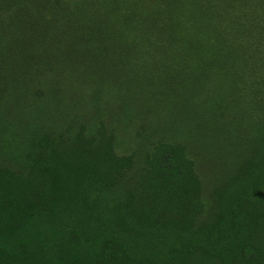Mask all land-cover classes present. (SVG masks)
<instances>
[{
  "label": "trees",
  "instance_id": "16d2710c",
  "mask_svg": "<svg viewBox=\"0 0 264 264\" xmlns=\"http://www.w3.org/2000/svg\"><path fill=\"white\" fill-rule=\"evenodd\" d=\"M75 72L84 79L76 89ZM56 75L69 86L61 95L44 89ZM133 81L161 93L156 130L164 137L150 144L139 172L112 137L89 144L85 123L96 126L93 113L103 109L69 97L79 91L99 103ZM173 98L190 108L174 115ZM249 99H264V0H0V144L9 138L42 167L21 193L0 172V216L13 227L6 240L0 230V264H264L255 213L264 202V149L237 165L233 179H248L221 197L215 233L188 223L201 187L188 152L198 141L185 144L183 132L204 129L200 104L206 118L228 116L253 112ZM178 117L173 132L160 126ZM238 123L233 116L204 127L230 134ZM60 132L74 135L72 151L56 149ZM129 173L148 181L145 204L127 189Z\"/></svg>",
  "mask_w": 264,
  "mask_h": 264
},
{
  "label": "rangeland",
  "instance_id": "374dc122",
  "mask_svg": "<svg viewBox=\"0 0 264 264\" xmlns=\"http://www.w3.org/2000/svg\"><path fill=\"white\" fill-rule=\"evenodd\" d=\"M23 69H25V67L22 65L15 66V70L17 71H22ZM19 73L22 74L23 72ZM46 73L48 72H45L44 74ZM60 73L63 74V72ZM223 73L224 72H220L221 75ZM230 73L231 74H228L232 76V74H242L243 72ZM79 74V72H75L73 75H69V77L72 79V86L74 82L78 83L84 80L81 78V76H79ZM216 74L217 73L215 72H211L204 77L210 82L217 76ZM43 78L45 81H48L45 77ZM48 82H50L49 86L44 85V89L46 91L52 92L53 94L61 95V93L65 92L66 87H69L66 84L64 85L59 83V77L57 75L54 81ZM155 85L156 84L146 85L141 81H133L132 84L126 85V87L130 88L131 90L122 89L119 92L113 91L109 97H106L99 103L94 102L96 99H94L93 96L91 98H81L79 97L81 95L79 91H77V93L69 91V95L74 94L75 96L69 97L77 98L75 100L80 102L83 101L82 103H85L86 105L88 104L96 109H99V106L103 109L101 114H99V111L93 113V122L91 123H95L96 126L88 124L90 121L85 123L87 126L83 131V135L89 144L96 145L102 140L101 145H105L112 137V139H114L113 149L117 154L135 155L133 167L136 172H139V169L141 168L146 157L147 151L149 150L148 148L150 144L156 143L157 141L164 138L161 136V133L156 130L158 129L159 124L156 107L158 104L157 98L161 96V93L156 92L158 89L154 88L156 87ZM124 92H128L126 98L123 97ZM183 92L184 91L182 90V97H184ZM193 93L197 96L196 100L204 97V92ZM190 94L188 97H191ZM182 102V100L180 102V100L174 98L167 101V104L170 105V107L174 105V108L172 106L174 109V115H178L179 110H182L183 106H186V109L190 108V104L186 102L183 104ZM201 105L202 104L199 105L200 110L203 109V106L201 107ZM204 106L206 107V105ZM219 106L222 107V105ZM219 106L216 105V107ZM244 106L251 107L254 109V111L243 112L241 114L230 110L229 113L224 112L225 114H228V116H225L222 114V112H218L214 115L207 114L206 118L205 116H202L201 111L198 110L199 114L196 117L198 119L197 126H200L204 129L198 133H194L189 129H186L183 132L184 138L182 141L185 144V141L189 143L190 141H192V143L193 141H198V143L194 145V147L189 148L188 151L190 158L195 162L196 176L199 178L201 187V207L196 209V211L192 213V219L188 220L189 228L193 231L199 230L201 228L204 229L206 225L207 229L209 227L210 231L214 233L217 231L216 227L220 218L218 217L216 207L219 202H221V197L233 189L242 186L247 182L248 179L245 176H241L238 179L237 177L233 179V173H235L237 168H239L237 165L243 163L244 161H248L251 156H257L258 158L262 157L260 152L264 149V99H258L254 101L249 99L246 103H244ZM166 107L170 108L168 106ZM222 110H224L223 107ZM165 111L166 109L162 105L159 112L164 115ZM210 116L215 117L213 119ZM233 116L235 118L237 117L239 123L237 128L230 129V134L226 132L223 126L216 129L218 126L216 124L212 125L215 126V128L204 127L211 122L222 123V121H225ZM255 117H259V119L253 121ZM180 120L181 119H179V117L170 118L169 121H165L160 126H162L167 132H173V125H175L177 122H180ZM258 124L262 125L261 129H259ZM184 126L185 124L179 126L178 130ZM191 135H194L196 138H192ZM212 136L215 137L214 139L212 138L210 140L209 137ZM56 139L60 141V146L56 147L57 150H60L59 152H63L64 150H73L74 135L70 136L69 134H64L61 138L60 132ZM2 140L5 141L7 145L4 147L0 144V172L3 173L1 179L6 185L12 187L11 189L15 188L14 190L16 193H21L22 191L18 189L19 185L29 180V178L40 176L42 173V167L38 161L33 160L32 157L28 155L29 152L27 150L20 149L18 145L13 147L9 138L4 139L2 137ZM234 140L239 141L234 142ZM2 152L4 154H2ZM4 157L5 160H2ZM131 175L133 174L129 173L126 175V187L127 189H130V192L133 195V200L136 203L141 201V205L145 204V201L147 200V194H144L143 188L145 187V184L148 183V181H142V179L137 177L135 173L132 179H129L128 177ZM46 184L50 185V183ZM29 185L34 186L37 185V183L30 181ZM32 186L31 188L33 189ZM4 196L7 200V195L5 194ZM1 207L2 204L0 200V213ZM263 208L264 202L260 212L256 209L255 213L261 218V223L263 225H261V227L258 229V232L259 234H262L264 239V235L262 233V230H264V217L262 218V216H264ZM2 216H0V230H2V232L5 230L3 240H6V238L9 239L12 237L11 231H13V227L9 225L7 229L5 223H2ZM11 217L15 218V216Z\"/></svg>",
  "mask_w": 264,
  "mask_h": 264
}]
</instances>
